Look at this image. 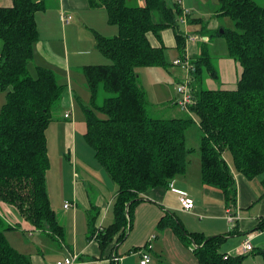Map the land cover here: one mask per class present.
<instances>
[{
    "label": "trees",
    "instance_id": "obj_1",
    "mask_svg": "<svg viewBox=\"0 0 264 264\" xmlns=\"http://www.w3.org/2000/svg\"><path fill=\"white\" fill-rule=\"evenodd\" d=\"M88 3L93 8L104 7L109 23L119 29L112 37L96 35L98 49L112 63L82 68L91 97L84 107L85 140L98 164L119 187L113 222L97 231L92 229L100 248L105 250L125 240L133 226L135 208L143 200L142 193L170 188L178 176L186 173L189 156L196 150L187 145L194 115L202 132V184L219 189L233 213L238 196L236 172L249 180L262 178L264 190V6L255 0H220L218 14L233 19L237 27L222 32L229 56L242 67L238 87L210 89L202 85L204 71L218 76L206 47L209 39L202 40V53L190 59L194 66L189 80L191 102L184 110L189 116L157 118L149 113L138 70L152 66L167 69L170 65L165 60L166 47L152 46L149 32L162 40L161 32L173 28L177 48L186 57L189 34L181 30L183 6L177 2L170 6L167 0ZM44 8L43 0H13L11 6L0 5V90L6 92L0 111V201L13 206L32 226V232H45L61 241L65 228L48 193L51 157L47 130L66 83L61 82L64 74L60 76L52 66L38 60L36 13ZM155 11L160 12L164 22L154 20ZM190 17L189 13L188 23L196 21ZM181 76L174 77L177 84L184 81ZM101 96L104 98L99 101ZM172 104L180 107L179 101ZM93 208L95 212L89 210L90 224L99 215L98 208ZM157 226L159 230L170 228L201 264H244L250 254L264 257V249L244 254L221 252L226 235L189 231L172 210L161 217ZM20 228L0 212V264H33L31 256L16 249L7 238V231ZM255 230H264V219ZM234 231L246 234L237 228ZM148 246L136 249L140 260Z\"/></svg>",
    "mask_w": 264,
    "mask_h": 264
},
{
    "label": "crops",
    "instance_id": "obj_2",
    "mask_svg": "<svg viewBox=\"0 0 264 264\" xmlns=\"http://www.w3.org/2000/svg\"><path fill=\"white\" fill-rule=\"evenodd\" d=\"M45 8L36 13V20L38 25V30L40 34L39 41L37 43V52L39 58H45L50 61L57 67L58 71L64 74L67 77V92L63 94V104L65 105L66 112L71 113L70 117L74 115V107L75 102L74 98L77 97L79 100L76 89L73 86V80L71 75L74 70H78L82 72V68L85 66L83 64L91 63L92 65H99L101 63H96L95 61V51L101 52L97 47V39L96 35L100 34L104 37H112L109 34H101L98 28L95 26L98 23L102 22L103 14L102 11H92V10H105L104 7L93 8L90 7L88 0H55V4L49 5L46 0ZM13 0H0V5L2 6H11ZM196 6L199 8V5L196 3ZM48 10L51 13L48 15H40V12L46 13ZM74 10H91L90 19L93 25L85 26L84 35L81 38H78L77 44H72L71 38L69 36V28L73 27L74 24H71L76 14ZM105 14L108 20V14L105 10ZM68 15H67V14ZM193 13V11H192ZM191 13V15H192ZM60 15V18H59ZM79 21L80 17H77ZM191 21L195 20L192 16L190 17ZM156 22L162 23L164 22V18L162 15L155 18ZM192 23V22H191ZM111 24V23H109ZM113 25V24H111ZM116 26V25H114ZM74 30H79L78 26L73 27ZM210 29V28H208ZM119 33V29L116 30ZM117 33V34H118ZM115 34V35H117ZM114 35V36H115ZM162 40H159L153 32L148 33V38L152 46L161 47L165 46L166 51L169 48L176 47L177 48V39L175 30L171 27L165 28L162 32ZM203 40H208V36H203ZM171 39V40H170ZM170 40V41H169ZM59 44L62 50V55L60 53L52 52V44ZM91 52V55H90ZM70 55V61L64 58V55ZM102 53V52H101ZM83 54V57L80 56ZM71 55L73 57L71 58ZM89 64V65H91ZM105 64V63H104ZM108 64V63H106ZM175 69V68H174ZM183 71V70H182ZM83 73V72H82ZM84 75V74H83ZM178 75V71L175 69L172 76L173 78ZM227 89V88H224ZM2 90H0L1 92ZM4 92V91H3ZM2 93V92H1ZM77 95V96H76ZM76 96V97H75ZM5 98L4 95H0V104L2 103V99ZM175 102V101H174ZM71 107V111L67 110ZM65 112V113H66ZM64 113V114H65ZM57 124V123H54ZM77 126L80 128L77 129ZM85 125H81L77 121L70 122L67 127V133L65 134L66 145H62L60 147V151H62V157L68 156L71 162H74V190L72 192V206L66 208L64 203L63 207L65 209H70L78 207V199L79 192L83 194L85 199L87 200V206L91 209V212H94L93 207L98 208L99 215L94 222L89 223L88 226L89 231L87 235V243L83 244L81 248H79L80 243V233H79V221H78V212L75 211L70 217L67 216L64 221L63 226L65 228V235L61 241H58L60 245L66 247V254H62L60 256L69 257L71 253L77 255V259L74 264H112L114 261V255L118 256V261L116 264H122L123 260L126 258H133L134 255H131L133 252L138 254L139 259L140 255L137 253L136 249L143 247L148 242H143L147 237L151 234H154V231L158 230V222L162 216H164L169 210L175 211L183 223V225L192 232H201L206 236H213L224 234L227 236V239L224 243H227L229 247H233V244H228L229 240L234 237H244V241L251 236L252 243L254 245L253 250L258 251L260 249H264V230H255L258 224L264 219V190L262 184V178L257 177L255 179L249 180L243 174L236 172L235 180L238 189L237 196V206L234 209V212L238 214L239 219L233 224L228 220L229 208L226 205L224 200L223 193L211 186H207L202 184L201 180L197 181L196 178L193 179L188 175L190 167L188 165V169L184 175L178 176L171 184L170 188H152L147 190L145 193L141 194L143 200L136 206L133 226L125 238L123 243L112 244L108 246L105 250H102L99 246V243L93 235L92 229L96 231L101 229L104 223L108 220L107 213L109 212V208L111 207L113 210V203L116 198L118 192V185L116 189V195L112 196L113 190H106L103 186H101V190L99 189L100 195H91V199L89 193L84 191V187L88 181L83 180V185L81 182H78V167L75 168V161L78 159V153L80 152V146L77 132L81 130V134H85L87 127L84 129ZM87 126V125H86ZM77 130V131H76ZM50 153V150H49ZM66 154V155H65ZM200 172H201V162H200ZM97 173V172H96ZM98 174V173H97ZM187 174L186 178L184 177ZM87 177H91L90 173L86 174ZM201 176V173H200ZM193 181V182H192ZM189 183V184H188ZM192 183L193 186L190 185ZM116 184V183H115ZM93 186L97 187L95 184ZM181 190L189 193L191 197L195 200V208L193 210H183L181 208L179 202V193L176 190ZM103 191V192H102ZM94 199V202H93ZM94 203V204H93ZM167 208V209H166ZM234 208V207H233ZM87 209V208H86ZM89 209V210H90ZM88 210V213H89ZM0 212L7 219V221L19 224L24 227V230H29L32 232V226L23 219L21 215L16 211V209L8 203L0 201ZM114 214V213H113ZM93 219V217L91 216ZM63 219V218H62ZM114 220V217H113ZM139 223L140 227L138 229V234L140 236L131 242V248L128 251L129 255L121 256L120 248L123 246L127 240L130 238L135 224ZM69 225V226H68ZM66 228L68 229V233H66ZM238 229L240 232H245L246 234H237L234 230ZM22 230V229H20ZM15 230H13L14 232ZM9 232H6L7 238L9 242L19 251L24 252L28 251V242L24 240H16L15 242L9 239ZM22 232V231H21ZM34 232V231H33ZM160 233L163 235L162 240L158 246L160 252H168L170 255H174L176 258L184 260L186 256H181V254H186L189 256V252H192L189 248H187L181 240L175 235V233L167 228L165 230H161ZM248 233V234H247ZM71 238L75 242V247H72L70 243L66 241ZM159 239V235L157 234L156 240ZM256 241V242H254ZM258 245V247H256ZM234 248V247H233ZM233 248L227 250L229 253ZM154 250L151 249V254L153 258ZM25 253V252H24ZM193 253V252H192ZM39 254V252H37ZM89 255L88 258H83V255ZM194 255V253H193ZM252 255V254H250ZM249 255V256H250ZM195 256V255H194ZM196 257V256H195ZM125 258V259H124ZM151 258V262H152ZM247 259V258H246ZM245 259V260H246ZM150 262V263H151ZM195 262H198L196 259ZM41 264H47L44 261ZM194 264V261L193 263ZM196 264V263H195Z\"/></svg>",
    "mask_w": 264,
    "mask_h": 264
},
{
    "label": "rangeland",
    "instance_id": "obj_3",
    "mask_svg": "<svg viewBox=\"0 0 264 264\" xmlns=\"http://www.w3.org/2000/svg\"><path fill=\"white\" fill-rule=\"evenodd\" d=\"M55 0H46L48 6L55 4ZM258 4L264 6V0H255ZM167 3L170 6H175L176 3L172 0H167ZM196 3L199 5V8L196 6ZM183 6L186 10L192 13V17L196 20L191 22H182L181 30L186 34H189L190 37L196 39V43H188L186 47V54L189 59H193L195 54H201L202 49V34H207L209 36V40L206 43L207 51L210 55H212V62L214 63V67L217 71L218 76L214 77L210 75L208 71H204V81L203 84L205 87L210 89H236L238 87V81L240 80L242 74V67L239 62H237L234 58L229 56L228 54V46L226 36L223 34V29H237L235 21L227 16L219 15V7L220 0H183L182 3H178ZM48 10L46 13L40 12V15H48L51 13ZM77 15H74L73 12V21L71 24L74 26H78L79 30H74L73 27L69 28V36L71 38L72 44H77L78 38H81L84 35L85 26H91L93 23L90 19L91 10H74ZM92 11H102L103 20L102 22L95 25L101 34H109L110 36H114L118 32L117 26L111 25L107 21L105 10H92ZM67 14V13H66ZM68 15V14H67ZM155 18L159 17L161 14L159 11L154 12ZM77 17H80L78 20ZM60 18V15H59ZM91 24V25H90ZM94 26V25H93ZM210 28V29H208ZM204 30V31H202ZM221 32L220 34H218ZM171 40V39H170ZM169 40V41H170ZM199 49V50H198ZM52 52L60 53L62 55V50L59 44H52ZM95 61L96 63L101 64H110L112 63L111 59L105 56L103 53L99 51H95ZM91 55V52H90ZM73 55H71V58ZM83 57V54L80 56ZM66 59L65 62L70 61V55H64ZM43 61L45 64L52 66L54 71L60 76L62 73L58 71L57 67L50 61L45 58H38V60ZM165 60L168 64L167 69L165 67L160 66H152V67H141L139 68L140 74V84L145 88L147 95V105L149 109V113L153 117L157 118H168V117H186L189 116L187 111L181 110V107H171L173 106L172 102L181 100L183 95L178 93L177 89L180 85L177 84L172 76L175 69L178 71V75L181 74L182 79H184L185 72L181 70L180 67H177L174 63L176 60L183 61V55L180 54L178 48L173 47L167 49L165 52ZM91 63H86L83 65H89ZM92 65V64H91ZM193 66V64H192ZM175 68V69H174ZM71 78L73 80V86L77 91L79 100L77 99V95L74 98L75 107H74V115L71 118H65L64 113L66 112L65 105L63 104V96L58 104L54 107L53 110V118L54 121L50 124L47 130L48 137V145L50 150L51 157V167L47 172V184H48V193L51 199L52 207L56 211L60 221L65 224V220L67 216H71L75 211L78 212V221H79V233H80V243L79 248L82 247L83 244L87 243V235L89 231V212L90 209L87 206V200L79 192L78 199V207L65 209L63 207L65 202H71L72 200V192L74 190V162L68 158V156L62 157V151H60V147L62 145H66L65 134L67 133V127L70 122L77 121L81 125H85L86 128V116L84 107L90 104V92L88 89L87 81L82 72L73 69ZM192 77V74H189ZM61 82L66 83V87L63 91V94L67 92V77L61 76ZM185 83V81H182ZM2 92V93H1ZM0 95H4L5 98L2 99V103L0 104V111L2 109L3 104L6 102V92L1 91ZM104 96H101L99 101H101ZM181 108V109H180ZM71 111V107L67 109ZM187 112V113H186ZM195 123L191 124L187 131V145L188 147H194L196 150L192 152L189 156V167L190 170L188 172L189 177L193 179L196 178L197 181L201 180L200 176V152H199V144L202 136V132L198 126V117L196 115L193 116ZM57 123V124H54ZM79 127L77 126V129ZM80 129V128H79ZM77 131V130H76ZM81 130L77 132L78 140L80 146V152L78 153V159L75 161V168L78 167V182H81L83 185V180L88 181L84 187V191L89 193L90 199L93 193L100 195L99 189L101 190V186H103L106 190H113L112 196L116 195L117 184L111 180L108 176L107 172L104 170L102 166H100L97 160L94 157V152L92 148L87 144L85 140V136L81 134ZM90 173L91 177H87L86 174ZM98 174H97V173ZM187 174L181 178H186ZM193 182V181H192ZM95 184L97 187L93 186ZM189 184V183H188ZM191 186L192 183H190ZM103 192V191H102ZM93 194V195H96ZM92 195V196H93ZM94 202V199H93ZM94 204V203H93ZM87 208V209H86ZM167 209V208H166ZM109 212L107 213L108 220L104 223L105 226L111 224L113 222V210L110 207ZM95 212V211H94ZM63 218V219H62ZM69 226V225H68ZM140 225L139 223L135 224V228L127 240V242L121 246L120 252L121 256L129 255L128 251L133 248L131 246V242L136 240L140 234H138V229ZM21 229V228H20ZM159 230V229H158ZM22 231V232H21ZM161 231V230H160ZM160 231H154V234H151L149 237L145 239V242L149 243L148 248L146 249L148 254L152 258L151 249L154 250L152 262L150 264H191L194 261V264H201L199 261H196V257L192 252H189V256L186 254H181V256H186L184 260L176 258L174 255H170L168 252H160L157 244L163 238V235ZM8 232V231H7ZM66 233H68V229L66 228ZM157 234L159 235V239L156 240ZM214 236V235H213ZM9 239L13 242L16 240H24L28 242V251H24L26 254L31 256L33 264H41L44 261L47 264H57L58 261H65L68 259H73L74 253H71L69 257L60 256L66 254V247L59 244V242L53 238H51L47 233L41 231L30 232L29 230H16L9 232ZM67 243L69 242L72 247H75V242L71 238L66 239ZM157 241V244L156 242ZM244 242V237H234L229 240L228 244H233V247H229L227 243H223L220 247L221 252H227V250L233 248L229 253L236 254L241 248ZM256 242V241H254ZM123 243V242H122ZM121 243V244H122ZM253 245V243H252ZM254 246V245H253ZM258 247V245H256ZM39 252V254H37ZM138 253V252H137ZM134 255L133 258H126L123 260L122 264H140V259L138 254L134 252L131 254ZM140 255V254H139ZM89 255H83V258H88ZM126 257V256H125ZM125 259V258H124ZM198 260V259H197ZM244 264H264V257L262 254H254L247 257Z\"/></svg>",
    "mask_w": 264,
    "mask_h": 264
},
{
    "label": "built area",
    "instance_id": "obj_4",
    "mask_svg": "<svg viewBox=\"0 0 264 264\" xmlns=\"http://www.w3.org/2000/svg\"><path fill=\"white\" fill-rule=\"evenodd\" d=\"M177 3H182L183 0H173ZM189 11L186 10L184 8L183 10V15H182V21L181 22H188V16H189ZM195 43L196 42V39L195 38H192L190 37V35L188 36V40H187V45L188 43ZM185 58L183 61L181 60H176L175 61V65L176 66H180L181 69L183 70V72H185V75H184V81L185 83H180V85L178 86V93L182 94L183 97L181 100H178L179 101V104H180V107L183 109V110H187L188 109V103L191 102V90H190V87H189V80H190V73L194 70V66H192V63L190 61V59L188 58L187 54H185ZM69 115H71V113L69 112H66L65 113V116L68 117ZM176 190V189H174ZM178 193H179V202H180V205H181V208L183 210H193L195 208V200L193 197H191L189 195V193L185 192V191H181V190H176ZM72 206L71 203H66L65 204V207L68 208ZM239 219V216L238 214H235L233 213L232 209H229V214H228V220L231 222V223H235L237 220ZM252 237L249 236L242 244L241 248L239 249L238 253H249L253 250L254 246L252 245ZM77 259V255H74L73 256V259H66L65 261H58L57 264H74V262L76 261ZM115 260H118V257L115 258ZM151 262V256L148 254V252H142V258L140 260V264H149Z\"/></svg>",
    "mask_w": 264,
    "mask_h": 264
},
{
    "label": "water",
    "instance_id": "obj_5",
    "mask_svg": "<svg viewBox=\"0 0 264 264\" xmlns=\"http://www.w3.org/2000/svg\"><path fill=\"white\" fill-rule=\"evenodd\" d=\"M223 31V30H222Z\"/></svg>",
    "mask_w": 264,
    "mask_h": 264
}]
</instances>
